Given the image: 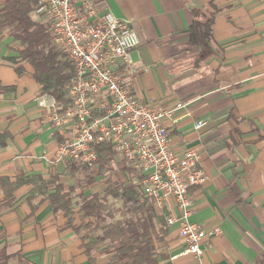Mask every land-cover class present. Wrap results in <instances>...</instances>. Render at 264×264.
Wrapping results in <instances>:
<instances>
[{
    "label": "crops",
    "instance_id": "crops-1",
    "mask_svg": "<svg viewBox=\"0 0 264 264\" xmlns=\"http://www.w3.org/2000/svg\"><path fill=\"white\" fill-rule=\"evenodd\" d=\"M119 20L130 22L140 45L132 52L137 76L130 87L155 109H176L164 120L179 156L201 153L198 169L207 179L190 194V221L221 233L207 239L199 259L182 255L179 223L169 226L167 251L173 264H259L264 256V0H93ZM1 7V6H0ZM213 17L212 40L202 49L189 30ZM9 38L0 36V179L21 174L58 177L66 190L99 192L105 179L85 184L69 176L62 143L47 120L51 97L41 93L30 66L18 74L7 60ZM207 127L195 129L196 122ZM113 179L126 180L129 167L114 153ZM133 172V171H132ZM134 174V172H133ZM108 175V174H107ZM89 176V175H88ZM29 186L18 190L15 208L0 215V251L7 264H91L80 235L66 228V217L48 199L27 201ZM4 193L0 184V201ZM159 209V208H158ZM165 217L177 215L167 198ZM97 264H108L96 253Z\"/></svg>",
    "mask_w": 264,
    "mask_h": 264
},
{
    "label": "built area",
    "instance_id": "built-area-1",
    "mask_svg": "<svg viewBox=\"0 0 264 264\" xmlns=\"http://www.w3.org/2000/svg\"><path fill=\"white\" fill-rule=\"evenodd\" d=\"M35 16L49 24L54 44L76 72L68 92L70 103L59 106L52 98L48 103V122L62 136L70 135L60 145L58 159L93 170L96 146L111 145L157 208L163 209L167 198H173L177 215L167 217V224L179 223L182 255L199 259L205 241L221 233L190 221L194 208L190 189L207 179L198 169L201 153L188 149L179 156L171 147L164 120L182 104L157 110L130 87L138 73L132 60L140 45L135 29L93 0H38ZM194 127L202 130L207 123L196 122Z\"/></svg>",
    "mask_w": 264,
    "mask_h": 264
},
{
    "label": "trees",
    "instance_id": "trees-1",
    "mask_svg": "<svg viewBox=\"0 0 264 264\" xmlns=\"http://www.w3.org/2000/svg\"><path fill=\"white\" fill-rule=\"evenodd\" d=\"M37 4L38 0H0V36L9 38L13 54L7 60L19 65L18 74H24V64L30 66L41 93L66 107L75 67L54 44L49 24L35 16ZM197 15L189 30L190 43L207 49L213 37V17L200 19V12ZM96 151L93 170L73 162L68 163V169L69 176L81 175L88 186L104 178L99 192H87L82 186L81 192L72 197L75 188L66 190L58 177L47 180L38 174H21L12 181L2 178L0 215L15 208L20 201L18 190L29 186L27 201L48 199L55 212L66 217L65 227L80 235L91 264H97L96 253L106 256L108 264H173L167 251L169 226L163 212L145 196L140 179L130 168L125 181L113 179L109 162L115 152L111 145H97ZM13 257L5 249L0 251V264H7ZM20 262L30 264L24 259ZM259 264H264V256Z\"/></svg>",
    "mask_w": 264,
    "mask_h": 264
}]
</instances>
